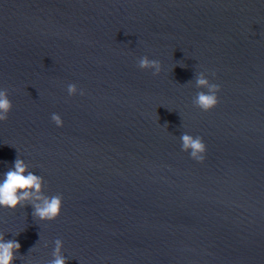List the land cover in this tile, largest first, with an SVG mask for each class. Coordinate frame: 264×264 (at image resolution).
<instances>
[{
	"label": "water",
	"instance_id": "water-1",
	"mask_svg": "<svg viewBox=\"0 0 264 264\" xmlns=\"http://www.w3.org/2000/svg\"><path fill=\"white\" fill-rule=\"evenodd\" d=\"M0 87V172L20 155L63 197L50 221L0 208L13 264H48L57 238L67 264H264V0H0Z\"/></svg>",
	"mask_w": 264,
	"mask_h": 264
},
{
	"label": "clouds",
	"instance_id": "clouds-1",
	"mask_svg": "<svg viewBox=\"0 0 264 264\" xmlns=\"http://www.w3.org/2000/svg\"><path fill=\"white\" fill-rule=\"evenodd\" d=\"M141 69H151L153 75H158L162 70L161 62L158 59H151L147 55L141 56L137 61ZM196 86L201 89L193 99V103L204 111L215 107L218 103V91L220 85L210 81L205 72H201L196 78ZM69 96L79 92L83 95V89H78L75 83L67 85ZM12 109V102L9 99L7 88L0 87V121L8 118ZM52 121L58 127L63 126V119L59 113L51 114ZM181 149L189 154L196 161H203L207 146L200 136H192L187 132L180 134ZM44 177L30 170L25 159L17 155L12 165L6 171L0 172V208L15 209L31 203L33 216L41 221L55 219L61 212L63 197L57 193L47 195L44 192ZM18 240L5 239L0 233V264H13L15 251L19 250ZM53 258L48 264H67L68 257L63 252V241L59 238L54 241L52 251Z\"/></svg>",
	"mask_w": 264,
	"mask_h": 264
}]
</instances>
